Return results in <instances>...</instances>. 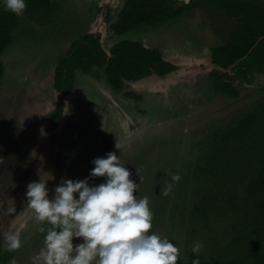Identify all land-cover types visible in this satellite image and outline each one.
<instances>
[{
    "label": "rangeland",
    "instance_id": "374dc122",
    "mask_svg": "<svg viewBox=\"0 0 264 264\" xmlns=\"http://www.w3.org/2000/svg\"><path fill=\"white\" fill-rule=\"evenodd\" d=\"M125 1L53 0L57 8L49 24L27 11L18 16L12 42L2 54L0 220L3 233L21 234L22 246L10 252L4 264L13 258L17 264H32L44 246L46 233L38 229L47 222L33 218L27 184L40 175L52 176L47 182L51 198L61 178H89L93 159L110 151L132 172L131 179L140 182L137 195L149 198L154 213L151 231L178 247V264H191L196 258L200 264H225L243 253L233 242L244 233L235 213L211 210L204 217L195 209L215 192L207 170L213 164V147L228 128L264 102V73L255 74L251 83L233 81L238 96L215 89L212 50L228 41L241 19L215 5H201L168 21L115 35L112 22ZM258 1L264 5V0ZM86 32L101 34L107 51L122 39L142 42L158 50L174 70L129 81L121 92L102 70H79L74 88L64 95L54 85L55 70L71 43ZM60 105L63 118L55 128L52 114ZM169 173L179 174L180 181H172ZM103 182L104 178H89L90 185ZM168 183L172 191L163 196L160 189ZM241 195L238 190L237 197ZM9 206L16 208L15 214L3 215ZM197 241L204 245L199 254L192 252ZM82 242L73 239L74 246Z\"/></svg>",
    "mask_w": 264,
    "mask_h": 264
},
{
    "label": "trees",
    "instance_id": "16d2710c",
    "mask_svg": "<svg viewBox=\"0 0 264 264\" xmlns=\"http://www.w3.org/2000/svg\"><path fill=\"white\" fill-rule=\"evenodd\" d=\"M26 3V11L42 22L50 21L56 9L52 0H26ZM210 4L241 19L228 41L213 48L212 61L217 67L211 71L217 91L238 96L240 90L233 81L241 85L251 83L255 74L264 73V5L258 0H191L188 5L181 0H126L114 30L122 35L132 28L168 21L186 10ZM17 24L18 16L0 8V87L5 71L2 54L12 42V31ZM246 54V58L237 62ZM235 62L229 71L219 68H228ZM95 68L104 70L114 90L122 91L126 81L138 80L153 72L164 75L174 66L158 50L142 42L122 39L107 51L99 35L87 33L72 43L68 56L56 68L55 85L71 91L77 70L90 72ZM209 163H213L207 170L214 178L215 192L197 204L196 211L204 217L211 210L237 215L244 233L233 242L241 246L243 253L225 264H264V102L237 126L227 129L213 147ZM238 190L242 191L239 198ZM224 195L222 204H217ZM10 256L4 248L0 220V264Z\"/></svg>",
    "mask_w": 264,
    "mask_h": 264
},
{
    "label": "clouds",
    "instance_id": "9594fccd",
    "mask_svg": "<svg viewBox=\"0 0 264 264\" xmlns=\"http://www.w3.org/2000/svg\"><path fill=\"white\" fill-rule=\"evenodd\" d=\"M184 5L191 0H181ZM6 11L22 16L26 0H3ZM116 148L120 149L119 144ZM3 163V161H0ZM89 178H104L100 184H89V178H61L50 198L47 186L52 176L27 184L26 201L36 221L47 222L39 232L46 233L44 246L32 257V264H178L180 250L166 236L151 231L154 213L147 196L139 197L140 182L131 179L132 172L122 164L114 151L96 157ZM140 177V170L137 168ZM179 182L177 173H169ZM142 178L140 177V180ZM172 184L161 187L160 194L168 196ZM16 208L3 209V215L15 214ZM6 250L21 248L19 232H4ZM83 242L74 246L73 239ZM203 243L197 241L192 252L201 253ZM9 264H17L15 258ZM191 264H200L199 258Z\"/></svg>",
    "mask_w": 264,
    "mask_h": 264
},
{
    "label": "flooded vegetation",
    "instance_id": "af4514ba",
    "mask_svg": "<svg viewBox=\"0 0 264 264\" xmlns=\"http://www.w3.org/2000/svg\"><path fill=\"white\" fill-rule=\"evenodd\" d=\"M52 2H53V0H52ZM123 7H124V6H123ZM123 7H122V8H123ZM55 8H57V7H55ZM121 10H122V9H121ZM121 10H120V11H121ZM55 11H56V9H55ZM55 11H54L53 15L55 14ZM120 11H119V12H120ZM119 12H118V15H119ZM53 15H52L50 21L45 22L46 24L52 23L51 21H52V19H53ZM118 15H117V18H116L115 21L112 20L111 11L109 12V15H107V16H108V17H107V20H108L110 23L113 21V22H112V23H113V30H114V24H115V22H116L117 19H118ZM36 20H37L38 22L40 21V20L37 19V18H36ZM40 22H42V21H40ZM87 33H94L95 35H99V36L101 37V42H102L103 39H102L101 34H99V33H95V32H86V33H84L83 35H85V34H87ZM114 33H115V35L117 34V33L115 32V30H114ZM83 35H82V36H83ZM117 35H118V34H117ZM82 36H80V37H82ZM80 37H79V38H80ZM79 38H77V39H79ZM75 40H76V39H75ZM75 40H74V41H75ZM74 41H73V42H74ZM73 42H72V43H73ZM116 42H117V41H116ZM116 42H115V43H116ZM72 43H71V45H72ZM115 43H114V44H115ZM102 44H103V42H102ZM114 44H113V45H114ZM113 45H112V46H113ZM112 46H111V47H112ZM111 47H110V48H111ZM70 48H71V46H70ZM108 51H109V50H108ZM69 52H70V49H69ZM69 52H68V54H69ZM68 54H67V56H68ZM67 56H66V57H67ZM66 57H65V58H66ZM65 58H64V59H65ZM61 62H62V61H61ZM57 67H58V66H57ZM98 69H99V68H98ZM98 69L95 68V69H93V71H90L89 73H91V74H95V71L98 70ZM100 70H102L103 73H104V70H103V69H99L98 71H100ZM173 70H174V69H173ZM55 71H56V70H55ZM77 71H79V70H77ZM77 71H76V75H77ZM171 71H172V70H171ZM169 72H170V71H169ZM97 73H98V72H97ZM154 73H155V72H154ZM104 74H105V73H104ZM164 75H165V74H164ZM105 76H106V74H105ZM106 78L108 79L107 76H106ZM75 80H76V77H75L74 82H73L74 85H75ZM138 80H139V79H138ZM134 81H136V80H134ZM127 82H129V81H126L125 84H127ZM54 85H55V74H54ZM74 85H73V88H74ZM55 87H56L60 92H63L64 95L67 93V91H66L64 88H59V87H57L56 85H55ZM73 88H72V89H73ZM124 88H125V85H124ZM124 88H123V90H124ZM123 90H122V91H123ZM68 92H69V91H68ZM119 92H121V91H119ZM128 92H130V91H127L126 94H127ZM133 93H134V92H133ZM128 95H129V94H128ZM134 95L137 96V97H139V94L134 93ZM129 96H133V95H129ZM61 106H62V105H60L56 110H54V111H53V114H52L53 121H52L51 123H52L53 127H55V128H58V125H59V123L61 122V120H62V118H63V112H62V108H61ZM45 225H46V224H45ZM2 234H3V230H2ZM3 240H4V238H3ZM4 244H5V243H4Z\"/></svg>",
    "mask_w": 264,
    "mask_h": 264
},
{
    "label": "water",
    "instance_id": "95a60500",
    "mask_svg": "<svg viewBox=\"0 0 264 264\" xmlns=\"http://www.w3.org/2000/svg\"><path fill=\"white\" fill-rule=\"evenodd\" d=\"M258 41H259V40H258ZM253 48H254V47H253ZM253 48L250 49L249 53L252 51ZM247 56H248V54H246L244 57H242V58H240L239 60H237V62H239L240 60L246 58ZM237 62L231 64L228 68H224V67H221V66H219V68H220L222 71H229V70L231 69V67H233ZM211 65L213 66V68L217 67V65H216L213 61H211ZM195 67H197V66H195ZM198 68H200V67H198ZM200 69H201V68H200Z\"/></svg>",
    "mask_w": 264,
    "mask_h": 264
}]
</instances>
